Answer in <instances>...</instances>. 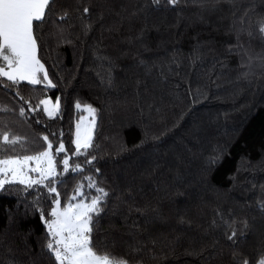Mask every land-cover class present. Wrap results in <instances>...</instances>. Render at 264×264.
<instances>
[{"label":"trees","instance_id":"trees-1","mask_svg":"<svg viewBox=\"0 0 264 264\" xmlns=\"http://www.w3.org/2000/svg\"><path fill=\"white\" fill-rule=\"evenodd\" d=\"M84 6L90 13L82 16ZM261 21L264 0H53L36 36L57 86L6 88L0 78V133L21 138L0 143V158L42 151L43 136L53 150L63 140L71 157L84 113L75 103L91 104L94 147L71 157L84 171L61 176L59 191L66 203L92 176L109 192L93 233L100 253L131 264H236L234 254L257 264L264 254ZM58 96L56 118L42 105L28 111ZM86 156L96 159L89 165ZM49 204L46 189L0 191V264H56L40 219ZM231 218L248 223L236 244L225 237Z\"/></svg>","mask_w":264,"mask_h":264},{"label":"snow or ice","instance_id":"snow-or-ice-1","mask_svg":"<svg viewBox=\"0 0 264 264\" xmlns=\"http://www.w3.org/2000/svg\"><path fill=\"white\" fill-rule=\"evenodd\" d=\"M154 2L158 3L159 0ZM52 3L53 0H0V78H6V81L10 82L0 81L4 87H18L24 81L31 86L43 85L49 89L57 86L50 79L45 65L37 55L36 30L45 22ZM168 3L175 6L178 0H168ZM89 13L90 8L84 6L81 15ZM69 15V11L65 10L59 18L65 20ZM86 28L90 26L86 25ZM256 29L261 39H264V21L259 22ZM249 35L252 33L249 32ZM41 105L49 119L56 118L62 113V98L59 96L55 98L54 103L51 99H41L38 105L30 106L28 111L36 112ZM75 108L87 112L90 119L85 123L84 117L81 116L77 121L75 138L72 141L75 151L71 153V157L85 155L94 147L93 130L97 121V109L91 104L81 105L80 102H76ZM4 110L6 109H0ZM20 114H25L24 108L20 109ZM42 139L47 145L42 151L32 155L0 158V191H6L7 186L12 185H22L25 191L47 190L50 210L47 212L41 210L40 219L46 229V248L54 256L56 264H131L126 255L100 253L93 242L96 217L103 211L109 192L100 187L92 176H85L87 184H78L74 189V195L62 204L59 186L63 180L60 177L68 173L83 172L84 169L80 163H71L63 140H60L58 147L53 150L54 145L49 137L43 136ZM20 142V137L12 136L9 132L0 133L2 144L14 146ZM60 153L65 154L61 162L62 172H58L55 160ZM95 159V156L90 158L86 156L85 162L91 165ZM217 161L218 158L210 159L209 164ZM85 186L94 192L85 193L83 190ZM42 199L43 196H38L33 203L39 205ZM180 223L190 221L181 218ZM238 223L243 224V227L237 228ZM213 226H216V221H213ZM223 226L228 230L225 232L226 239L236 244L245 234L248 223L246 220L237 221L231 218L225 220ZM233 259L236 260V264H252L249 258L237 259L235 254ZM257 264H264V254Z\"/></svg>","mask_w":264,"mask_h":264},{"label":"rangeland","instance_id":"rangeland-1","mask_svg":"<svg viewBox=\"0 0 264 264\" xmlns=\"http://www.w3.org/2000/svg\"><path fill=\"white\" fill-rule=\"evenodd\" d=\"M44 99H51V100L53 101V103L55 102V99H52V98H50V97H46V98H44ZM42 107H43V106H42ZM82 116L84 117V121H85V123H87L88 120L90 119V118L88 117L87 112H84ZM80 119H81V117H80ZM80 119H79V120H80ZM79 120H78V121H79ZM75 130H76V128H75ZM63 158H64V156L59 157V158H58V161H56L57 165L59 164V168L57 167L58 172H62V171H63V165H62V163H61L62 160H63ZM55 160H56V158H55ZM32 166H34V164H33Z\"/></svg>","mask_w":264,"mask_h":264}]
</instances>
